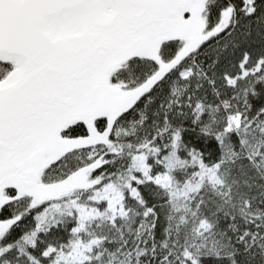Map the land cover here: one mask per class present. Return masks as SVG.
<instances>
[{"label":"snow or ice","instance_id":"1","mask_svg":"<svg viewBox=\"0 0 264 264\" xmlns=\"http://www.w3.org/2000/svg\"><path fill=\"white\" fill-rule=\"evenodd\" d=\"M0 264H264V0H0Z\"/></svg>","mask_w":264,"mask_h":264}]
</instances>
